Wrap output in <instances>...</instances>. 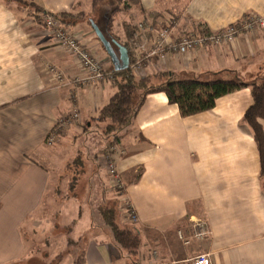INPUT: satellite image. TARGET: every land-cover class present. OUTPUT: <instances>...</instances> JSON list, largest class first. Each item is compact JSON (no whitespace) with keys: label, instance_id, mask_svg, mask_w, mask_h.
Here are the masks:
<instances>
[{"label":"crops","instance_id":"0c3cea01","mask_svg":"<svg viewBox=\"0 0 264 264\" xmlns=\"http://www.w3.org/2000/svg\"><path fill=\"white\" fill-rule=\"evenodd\" d=\"M25 1L44 12L73 17L91 12L93 2ZM124 2L126 7L111 21V33L122 43L131 38L130 27L144 22L155 30L177 24V37L199 25L217 32L248 16H264V0ZM32 21L16 4L0 0V264H193L200 254H209L212 264H264V179L252 131L243 123L253 104L250 89L223 96L212 110L187 118L165 93L147 96L135 126L116 144L125 151L116 161L125 183L116 201H127L138 219L130 224L121 215L119 224L141 240L139 253L129 256L105 224L106 205L98 201L90 207L95 197L88 192L91 186L100 189L105 202L107 190H112L104 165L110 139L95 156L97 165L78 178L87 213L74 208L65 213V206L77 198L58 195L63 173L80 151L75 148L58 169L51 160L63 148L76 147L87 130L101 123L95 118L117 88L111 77L95 85L59 83L49 67L70 80L82 75L80 68L70 53L55 45L50 30ZM70 29L109 71L112 61L91 24L80 21ZM159 72H172L181 80L263 78L264 30L240 35L220 48L151 60L146 76ZM74 106L79 122L49 145V134ZM199 219L209 235L191 240L193 221ZM185 239L191 240L189 245Z\"/></svg>","mask_w":264,"mask_h":264},{"label":"trees","instance_id":"16d2710c","mask_svg":"<svg viewBox=\"0 0 264 264\" xmlns=\"http://www.w3.org/2000/svg\"><path fill=\"white\" fill-rule=\"evenodd\" d=\"M13 1L25 4L26 6L28 5L25 0ZM98 1L104 0H94V6ZM122 4L123 6L125 5L124 0H119L117 8L112 10L111 17H109L106 22L107 30L104 32V30L99 27L106 35L116 39L123 45L127 49L130 58V67L126 70L116 71L113 67V63H111L110 70L107 72L111 74L110 77L113 79L117 92L110 99L109 103L100 110L97 118H95L96 121L106 123L105 133L110 139L109 147L119 144L121 139L129 133L133 126H135L137 115L143 107L148 95L165 93L169 102L179 107L181 116L187 118L212 110L216 105V101L223 96L242 89H250L253 97V104L246 111L243 123L252 131L260 155V178L261 180L264 179V77L250 82L240 79H214L203 81L197 79L181 80L172 72H159L151 76H139L135 74L132 65L137 61L139 55L138 47L142 41V35L139 33L138 26L128 29V31H132L133 33L129 41L125 43L120 42V40L111 33L112 17L121 10L120 5ZM31 6L35 8V14L45 13L39 6L35 4ZM125 7L126 6L123 8ZM51 15L60 20L68 29H70L72 24L77 23L75 19L76 16L73 17L71 14L65 12ZM67 17L75 20H68L66 19ZM38 19L42 22L41 18L38 17ZM152 20L153 25L155 24V26H158L156 24L158 19L154 18ZM42 25L45 26V23L42 22ZM194 32L203 34L212 33L204 29L202 25L197 26ZM114 48L117 50L115 46ZM154 59L158 60L157 58ZM148 65L145 63L146 68ZM120 212L121 211H119L117 207L116 210L106 207L102 210V215L115 243L129 256H135L139 253L141 246L140 237L129 227H121L119 223H122V213ZM76 264L82 263L79 260Z\"/></svg>","mask_w":264,"mask_h":264},{"label":"built area","instance_id":"2783aa9c","mask_svg":"<svg viewBox=\"0 0 264 264\" xmlns=\"http://www.w3.org/2000/svg\"><path fill=\"white\" fill-rule=\"evenodd\" d=\"M41 18L45 22V26L52 33L53 41L58 48H61L70 53L75 59L80 68V77L70 80L58 68L49 67L48 72L59 83L66 85L80 84L95 85L104 81L111 74L107 72L105 64L101 57L91 52L83 43L79 34L74 33L66 28L60 20L45 12L41 14ZM177 25V24H176ZM175 26L165 25L160 30H155L151 23H140L138 25L139 33L142 35V41L138 47L137 61L132 65L133 71L137 75L146 76V66L152 59L157 58L160 61H165L171 54L176 56H184L208 46L223 47L235 42L240 35H249L264 30V16H248L245 20L231 25L227 28L212 32L210 34L185 31L182 34L174 37ZM80 120V112L76 106L70 114L63 117L54 127L47 138V143L53 145L57 143L58 138L69 127L73 126ZM125 151L118 145H112L108 148L106 154V171L111 179L112 190L122 197L125 191V183L117 170V156L124 155ZM124 201V202H123ZM121 213L125 222L129 220L130 224L137 222V216L131 205L121 200ZM209 231L205 223L193 221V232L191 240H203L207 238ZM182 239V235H180ZM183 240V239H182ZM190 239H185L184 244L189 245ZM193 264H212L209 254H200L192 260Z\"/></svg>","mask_w":264,"mask_h":264},{"label":"rangeland","instance_id":"374dc122","mask_svg":"<svg viewBox=\"0 0 264 264\" xmlns=\"http://www.w3.org/2000/svg\"><path fill=\"white\" fill-rule=\"evenodd\" d=\"M7 1L10 3L16 4L22 10L23 17L25 19H28L30 21L33 20L32 22H35L36 24H42V22L45 23L44 20L41 18V14H35L36 10L33 6H31L32 4H35V3H33V2L31 3L30 1H26L28 4L26 6L25 4H20L16 1H13V0L12 1L7 0ZM118 1L119 0L98 1L97 4L94 6V0H93L92 9L90 10L91 12L78 14L75 17V19H76L77 23L82 21V23L88 24V25L90 24L89 20L93 19L102 28V30H104V32H105V30H107L106 29V22L109 19V17H111L110 11L117 8ZM87 3H88V0H87ZM119 3H121V2H119ZM120 7L121 8L124 7L123 4L120 5ZM88 13H90V14H88ZM49 14H51V13H49ZM124 16H126V15H124ZM38 17L41 18L42 22L39 21ZM66 19L71 20V21L75 20V19L68 18V17ZM121 39H123V38H121ZM247 79L245 81H248V82L252 81L250 79H248V80ZM108 138H109V136L106 135V133H105V124L104 123H102V124L97 123L96 125H94L92 127V129L90 128L89 130H87L86 134L82 135V139L77 141V143L75 145L76 147L68 148L66 150L63 148L62 150H60L59 153L53 154V157L51 160H52L53 165L56 166V169H58V167H61L62 164L69 159V156L72 155L75 148H76V150L80 151V154L76 155V157H74L72 162L69 163V165H68L69 167H68L67 171H65L66 174L63 173V175H66L65 176L66 178L61 179V181H60L61 183L59 185L60 188L58 189V193H59L58 195H60V196L61 195L62 196L63 195H72V198H77V199H73L69 205L65 206L68 209L67 212L64 211L65 213L71 212V209H73V208L76 209V211L82 210L85 213L89 212L87 210L89 204H84V201H83L84 200V196L82 194L84 192V188H82L83 184L81 182V179H78V178L80 175L83 176V173L86 177L88 175V171H87L88 167H92V165H97L95 156L100 155L102 153L101 151H103L106 148ZM58 140H59V138H58ZM104 153H105V151H104ZM104 153L102 155L103 157H104ZM104 162H105V164H104L105 167H107L106 166L107 162L105 160H104ZM99 166H100V162H99ZM81 167L86 168V170L84 171L83 169H81ZM107 186H108L109 190L112 188L110 184H107ZM88 192L91 193V196H92V194L95 196V197H93L92 206H90L91 208L96 207L97 202L99 201V202H101L102 206L106 205L107 208H114L115 210L117 207V208H119V211H121V202H120V200L118 201L120 204V206H119L118 202L116 201V199L117 198L119 199L120 196H118L115 191L111 190L110 192H108V190H107L106 202H105V200H103L102 193L100 192V189L96 188V185L94 187L91 186ZM121 221L123 223V219ZM199 222L204 223V221L202 219H199Z\"/></svg>","mask_w":264,"mask_h":264},{"label":"water","instance_id":"95a60500","mask_svg":"<svg viewBox=\"0 0 264 264\" xmlns=\"http://www.w3.org/2000/svg\"><path fill=\"white\" fill-rule=\"evenodd\" d=\"M91 27L95 32L98 40L101 42L106 53L110 57L113 67L116 71L126 70L130 67V58L127 49L121 45L116 39L106 35L98 24L91 20ZM117 48V50L114 48Z\"/></svg>","mask_w":264,"mask_h":264}]
</instances>
